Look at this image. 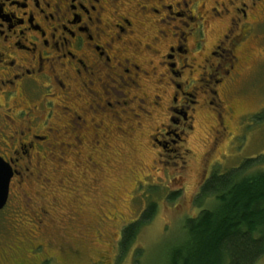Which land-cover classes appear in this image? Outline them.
Instances as JSON below:
<instances>
[{"label":"flooded vegetation","instance_id":"obj_1","mask_svg":"<svg viewBox=\"0 0 264 264\" xmlns=\"http://www.w3.org/2000/svg\"><path fill=\"white\" fill-rule=\"evenodd\" d=\"M258 50L264 53V0H0V117L14 124L13 114L38 115L32 102L40 100L48 120L55 105L44 92L53 89L48 97L78 101L65 129L79 137L91 128L96 138L94 118L116 119L123 99L133 117L167 116L150 138L169 152L165 137L186 142L201 102L228 130ZM253 115L242 114L239 124ZM31 124L15 132L29 142L0 151L12 180L29 172L21 163L37 141L48 140Z\"/></svg>","mask_w":264,"mask_h":264},{"label":"rangeland","instance_id":"obj_2","mask_svg":"<svg viewBox=\"0 0 264 264\" xmlns=\"http://www.w3.org/2000/svg\"><path fill=\"white\" fill-rule=\"evenodd\" d=\"M253 61L246 82L236 90V117L227 119L228 130L222 133L212 110L201 102L186 142L174 146L173 137H165L169 152L153 147L150 138L167 116L158 111L148 118L136 111L142 116L133 117L123 99L115 104L116 119L91 116L101 124L96 138L91 128L79 137L65 129L78 101L48 97L56 94L53 89L44 92L55 105L48 120L40 100L32 102L39 106L38 115L13 114L14 124L0 117L4 153L18 140L30 141L15 134L28 121L33 133L48 137L37 141L21 163L29 162V172L11 181L0 212V264H167L172 249L186 239L185 221L218 206L212 197L198 200L206 175L227 173L251 160L252 172H264V53L258 50ZM242 114L254 115L242 125ZM177 192L179 197L168 202ZM152 203L157 205L154 218L122 252V230Z\"/></svg>","mask_w":264,"mask_h":264},{"label":"trees","instance_id":"obj_3","mask_svg":"<svg viewBox=\"0 0 264 264\" xmlns=\"http://www.w3.org/2000/svg\"><path fill=\"white\" fill-rule=\"evenodd\" d=\"M254 160L202 187L199 201L212 197L215 210H203L185 221V241L172 249L167 264H260L264 260V172H252ZM179 192L167 201L173 203ZM152 203L122 230L119 245L127 252L142 227L152 220Z\"/></svg>","mask_w":264,"mask_h":264},{"label":"water","instance_id":"obj_4","mask_svg":"<svg viewBox=\"0 0 264 264\" xmlns=\"http://www.w3.org/2000/svg\"><path fill=\"white\" fill-rule=\"evenodd\" d=\"M13 176L14 170L12 166L0 157V211H2L8 203Z\"/></svg>","mask_w":264,"mask_h":264}]
</instances>
